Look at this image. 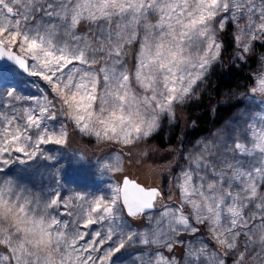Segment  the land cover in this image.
Masks as SVG:
<instances>
[{"label": "snow or ice", "instance_id": "obj_1", "mask_svg": "<svg viewBox=\"0 0 264 264\" xmlns=\"http://www.w3.org/2000/svg\"><path fill=\"white\" fill-rule=\"evenodd\" d=\"M225 34L236 60L264 65V0H0V172L53 160L44 146L73 134L148 143L222 60ZM20 73L35 94L6 86ZM250 96L264 98V70ZM188 160L175 206L121 176L119 154L102 165L119 181L107 197L0 177V264H115L130 247L135 264H264V112Z\"/></svg>", "mask_w": 264, "mask_h": 264}, {"label": "rangeland", "instance_id": "obj_2", "mask_svg": "<svg viewBox=\"0 0 264 264\" xmlns=\"http://www.w3.org/2000/svg\"><path fill=\"white\" fill-rule=\"evenodd\" d=\"M225 37L230 40V49L225 45L222 55H232L231 61L236 65L245 64L235 59L236 49L233 46L232 37L225 34L223 42ZM224 44L226 43L224 42ZM222 64L223 60L211 67L206 80L200 84L196 95L191 101L177 108L175 119H164L161 130L167 128L169 134L163 139V146H157L151 139L148 143L141 144L129 152L126 148L98 145L88 138L73 134L67 146H44V153L52 156L53 160L37 159L25 164L13 163L5 168L3 172H0V177L13 179L20 186L34 192L55 190L63 195H68L74 191L89 197H107L111 194L110 190L113 184L119 181L115 176L103 171L102 165L107 163L112 156L119 154L123 165L121 176L134 180L146 188L163 189L165 193L171 190L173 193L171 199H165L162 203L175 206V189L172 187L171 181L181 173L182 169L195 168L188 157L198 154L199 149L205 142L215 140L216 134L224 129L228 130V138L231 139L232 131L236 128L243 130L251 122L254 114L264 112V98L250 96L252 84L246 89L238 88L233 91L222 92L221 102H218L212 109L213 114L217 113V115L223 116V120L217 127H213L207 134L195 140L187 138L183 140L182 137L181 141L180 139L178 141L179 146L182 145V149L181 147L178 148L175 161L171 166L166 170H162V167H155L153 160L163 161L164 158L171 156V151L165 147L175 137V132L172 131L173 127L177 124L186 125L188 123L187 117L182 112L183 107L186 105L197 107L203 101L209 92L210 85L215 83L212 77L215 73L214 69L219 68ZM262 70H264V65L258 62L257 67L253 70V78ZM6 86L15 88L19 94L25 97L36 92L33 78L24 73H20L14 79L7 81ZM222 106L227 107L228 110L230 109L227 114L218 112V108ZM179 134H181V131ZM139 251L138 248L130 247L118 253L114 258L115 264H135L134 260Z\"/></svg>", "mask_w": 264, "mask_h": 264}, {"label": "trees", "instance_id": "obj_3", "mask_svg": "<svg viewBox=\"0 0 264 264\" xmlns=\"http://www.w3.org/2000/svg\"><path fill=\"white\" fill-rule=\"evenodd\" d=\"M225 45L230 49V40L229 38L224 39ZM260 51L264 52V47H260ZM223 56V64L220 68L217 67L214 69L215 73L212 75L214 84L212 83L207 93V96L203 99L202 102L197 107L186 105L183 107L182 112L185 117L188 119V123L186 125L177 124L173 127L172 131L175 132V137L171 139L170 142L167 143L166 149L171 151V156L164 158L163 161L153 160L155 167H162V170H166L171 164L175 161L179 146L178 141L183 137L195 140L200 136L207 134L213 127H217V125L223 120L222 115H217V113L213 114V107L221 102V93L233 91L238 88H248L250 84L253 83V70L258 65V60L256 58L250 59L245 64L236 65L232 62V55H222ZM218 69V70H217ZM230 110V109H229ZM227 107H219L218 112L227 114L229 112ZM193 121L192 123H189ZM181 131V134H179ZM169 132L167 128L161 130V132L152 138L153 143H156L157 146H163V139L167 137ZM115 150V148H113Z\"/></svg>", "mask_w": 264, "mask_h": 264}, {"label": "water", "instance_id": "obj_4", "mask_svg": "<svg viewBox=\"0 0 264 264\" xmlns=\"http://www.w3.org/2000/svg\"><path fill=\"white\" fill-rule=\"evenodd\" d=\"M131 181H133V182H135V183H137L136 181H134V180H131ZM139 184V183H138ZM141 185V184H140ZM141 186H143V185H141Z\"/></svg>", "mask_w": 264, "mask_h": 264}, {"label": "bare ground", "instance_id": "obj_5", "mask_svg": "<svg viewBox=\"0 0 264 264\" xmlns=\"http://www.w3.org/2000/svg\"><path fill=\"white\" fill-rule=\"evenodd\" d=\"M77 175V174H76ZM81 175V174H80ZM90 178V177H89ZM62 189V188H61Z\"/></svg>", "mask_w": 264, "mask_h": 264}]
</instances>
